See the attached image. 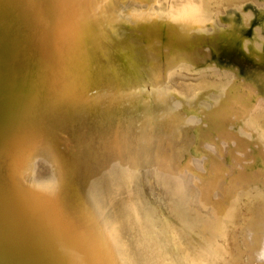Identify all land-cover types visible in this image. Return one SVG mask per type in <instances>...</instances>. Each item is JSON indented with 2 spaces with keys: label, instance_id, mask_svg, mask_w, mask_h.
<instances>
[{
  "label": "rangeland",
  "instance_id": "obj_1",
  "mask_svg": "<svg viewBox=\"0 0 264 264\" xmlns=\"http://www.w3.org/2000/svg\"><path fill=\"white\" fill-rule=\"evenodd\" d=\"M13 1L10 0V2ZM60 1H18V3L28 4V8L23 10V18L28 22L25 28L27 36L26 45L24 46L28 64L32 66L35 64V55L39 54L38 57L42 56L39 51L40 48L46 51L47 59L54 66L57 65L58 61L56 58H59V53H68L64 61H59L64 66L67 62H75L77 52H81L83 60L89 58L86 64L88 68L86 69L91 72L95 68L92 62V57L95 56L97 62L100 63V67L107 68H102L101 70L110 83L115 87L118 83H122L121 86L125 91L129 92L134 104L128 102L125 98L126 105H123V101L120 102V100H114L111 104L112 98L106 97L105 94L112 95L114 89L102 90L100 94L91 97L89 103H80V94L76 89L79 81L73 78V72L66 66L63 67L69 73V78L66 82H72L73 85L58 92L57 89L61 87L58 84L57 73L52 71V68H48L49 74H46L45 77L49 75L50 78H47L46 81L44 80L46 90H42L38 94V112L34 118L28 116L30 100L32 99L29 100V96L25 101L22 115L19 119L27 122L29 119L30 127L21 129L20 135L24 137L27 130L28 133L33 131V135L28 137L25 144H22L23 139H10V150L5 155L4 164L5 171L10 177L9 181L12 183L11 186L14 187L11 175L15 176L16 174V176L18 175V177H15L17 183L27 190L32 192L33 189L37 191H40L41 188L44 189L41 201H45L46 204L50 202L53 208L56 203H60L54 210L61 208L71 209L69 205L71 200L77 207L75 210L78 213L81 212L79 215L90 217L93 221V224L84 222L76 214L72 217L67 214L68 218H62L63 215L55 216L57 220L55 240L59 251L57 253L54 248H49L50 245L46 242L48 249L43 261L40 262L43 264H133L131 261L134 258L138 259L139 251L143 250L139 246L147 238L151 239V235L152 242L156 241L155 236L158 237L152 250L159 264L168 263L166 255L168 257L171 256L173 249H176L174 255L175 264H224V262L220 261L221 259L229 261L231 256L225 250L216 246V237L225 241L224 235H226L225 233L218 234L215 231V223L213 222H216L219 216L214 212L213 205L208 207L203 205L207 196L201 202L202 194L199 185H209L211 179L205 183L201 182L198 175H195L187 164L184 163L182 165L183 162L188 160L187 163L190 162L192 168L197 171L198 167L201 170L203 169V171L207 169L205 166L208 164L207 156H200L195 151L197 127L200 124L202 125V117L198 118L193 113L187 114L185 110L183 112V102L176 98L172 88H168L169 90L167 91V87L171 86L167 81L169 71L151 64L158 57L155 53L158 49L169 50V48L163 45L161 40L150 39V45H146L143 38L148 36L134 27L136 22L151 25L153 18L150 15V11H157L158 7L164 9L166 14H169L168 6L163 4L164 2L159 4L153 0H67L64 6L71 12V16H69L61 12ZM175 1L177 4L180 2V0ZM245 2L242 4V9L248 14L251 13L249 20L246 21L243 13L241 14V9L235 8V14L232 17L235 24V35L232 37L225 36L224 38V41L233 40V45L231 47L224 45L221 50L217 51L211 45L201 43L198 47L202 53L196 46L201 56L199 59L200 63L199 61L197 63L199 67L197 69L191 68V72L189 71L188 73L183 71L181 74L186 73L189 78L199 79L203 74H208L213 78L217 77V74L213 75L214 71H219L220 75H224L222 71L225 69H227L225 70L227 72L231 71V74L235 71V77L228 74L226 76L243 85L241 92L246 91L250 101L253 94L251 91L253 90L262 99L264 97V79H260L256 75L264 65L261 64L260 59H256V61L255 57L253 58L250 53L252 41L256 38V43H259L260 49H262L261 53L264 54V41L262 42L260 38H264V1L247 0ZM254 2L259 6L253 5ZM135 7L138 8L136 10L138 18L134 20L133 12L131 13L130 11ZM140 7L142 10H140ZM224 11L222 9L219 14L217 13V21L219 19L218 22L221 27L223 26L222 28L227 29L230 15ZM16 13L18 12L14 10L12 14ZM116 14L118 15L117 19H120L124 25L111 21ZM242 21L244 23L241 24ZM70 22L72 26L68 25ZM249 22L250 25L248 26ZM208 25L210 26L209 23L205 26L207 30L211 27ZM256 27H259L260 32L257 31ZM254 29L257 31L256 33ZM227 30L231 31V29ZM42 31L44 32L43 38L40 36ZM70 32L73 34L74 41L70 40ZM240 34L243 35L244 41L238 38ZM191 35L195 39L194 32ZM257 35L259 36L257 37ZM84 36H88L87 39ZM246 39L247 42L245 41ZM17 42V45L22 44L19 40ZM158 42L161 46L157 47ZM71 43L77 44L79 47H73L70 45ZM244 43L246 44L244 46L245 51L243 49ZM81 47L84 51H81ZM246 48H248V53ZM175 55L176 53H173L172 60H175ZM202 55L205 56V61ZM164 57L161 56L162 60L159 59V61L165 60ZM201 59L203 60L201 61ZM127 62L134 65V71L139 75V79L135 77L137 86L134 85L132 76L130 74L127 75L121 66L127 67ZM207 65L208 67H206ZM243 65H245L244 68ZM182 66L184 69L189 68L185 63H182ZM128 70L129 72L132 71L130 67H128ZM177 71L179 70L176 69L175 73L180 74ZM113 76H116L117 79L113 80ZM93 77L96 79L95 76ZM97 79L101 82H106L104 81L105 79H100V77H97ZM155 82L160 83L161 86H157ZM247 83L252 90H247ZM108 86L109 88L111 87L110 84ZM38 88L41 90L40 86ZM228 88V86H223L220 87L219 91H228ZM158 89L163 90L160 92ZM230 91L232 95L235 94L234 91ZM141 92L147 93L146 99L148 101L145 102L144 106H142L143 104L140 100L142 97ZM89 95L86 94L85 96L88 97ZM240 99L242 98L237 96V101ZM151 101L155 103L153 104L155 105L154 107ZM92 102L98 103L101 108L103 106L107 107L109 111L112 110V106L113 110L111 113L116 116L115 124L105 122L106 126L110 127V130L102 135L96 134V128L101 129L97 109H92V112H89ZM227 103L230 102L227 100ZM128 107L131 114H135V118L131 116L132 118L129 121L133 123L134 127L129 122L123 126L119 122V120L130 116L129 112L125 110ZM177 107L180 108L179 111L182 114L176 113L178 120L174 119V123L171 124L173 117H169L165 112L170 110L172 113ZM44 109L48 110V113L42 112ZM220 109L221 116L224 117L221 120V125L225 128L229 127L226 129L228 138H222L225 133L219 134L213 130L204 131L206 138L212 139L211 134L214 135L217 141L220 142V148L212 141L204 142V144L209 146L207 149L208 153L214 151L215 153L212 152V155L217 157V160L212 162L210 166L215 170L213 176H216L212 186L214 189L215 187L217 188L213 195L218 196L220 194L226 203H230V205L231 201H233L234 214L236 213L233 220L226 217L230 214V210L219 217V221L222 219L224 222L232 224V226L227 227L229 234L231 233L226 240L227 244L232 241H239L240 234L245 232L244 229L248 226V221L253 217L256 219L257 214L260 212L258 210L259 212L255 213L254 203L251 202L252 200H248L247 192L249 191L252 194L258 190V187L264 190V156L257 155L255 163L252 153L258 150L256 145H252L245 152L235 150L236 154L233 153L231 155L229 153L228 155L226 153L229 151L230 143L236 147L235 141H229V134L233 130L236 129V134L245 137L247 140L253 137L252 122L250 120L249 127L246 123L239 127L238 123L241 121L235 123L236 126L232 122L230 125L229 115L226 113L233 111V109H242L240 105H237L236 101H232L229 105L224 104ZM34 112L33 110L31 111L32 114ZM174 114L172 113L173 116ZM183 115L186 119L179 120V117H183ZM232 117V120L235 121L236 118ZM51 118L52 120L59 118L62 121L63 118L68 119L66 123L68 132L64 137L72 138L68 143L69 151H71L69 155L73 158H70L72 164H66V169H60L59 165L57 167L53 166V161L48 165L51 161L50 157L53 156H50V139L55 136V133L60 128V126H51L49 123ZM192 120H195L194 125H192L194 123H192ZM206 128H209L208 125ZM211 128L213 129L215 126L212 124ZM156 129L159 130L158 133H156ZM141 131L151 132L152 136L149 138V135H147V137L138 140L137 135ZM133 132H135L136 136ZM131 134L136 137V140L129 138ZM88 137L90 138L87 139ZM246 139L243 140L247 142ZM186 140L190 144L186 143ZM135 142L142 143L143 149L140 152L134 150L136 147ZM87 161L90 162L91 167H95V170L101 169L104 180L101 178L100 182V179L95 177L94 170H88L85 164ZM194 162L198 164V167L193 165ZM249 165H256L254 167L258 168L251 170V174L246 172L247 175L239 171ZM151 166L153 169H151ZM40 168H42V171H40ZM46 172L48 173L47 175H45ZM66 176L69 183L63 184V179ZM177 177L181 179V183L174 181ZM172 180L173 182H171ZM230 180L232 182H229ZM250 182L254 183V186L251 187ZM216 183L217 185H215ZM111 186L116 193L110 201L105 190L108 192L111 190ZM204 192L206 195L207 192ZM134 195L138 197V200L133 198ZM118 196H122L126 202H129L127 207L129 212L128 219L122 218L124 211L121 207L123 213L121 214L120 225L124 226L127 224L125 233L119 231L110 232L109 220L104 217V214L108 215L110 211L113 212L114 208H116L114 202ZM62 198L64 203H61ZM92 200L95 203H92ZM55 201L57 202L55 203ZM159 203L167 211L168 216L166 213H162L158 206ZM41 206L42 204L37 207L41 208ZM96 208H101V210L95 213L97 211ZM166 217H169V219L168 225L165 221V226H170L167 230L166 228L163 230L161 221L166 220ZM59 219L64 221L65 224L59 222ZM221 226L225 227L223 224ZM149 229L152 230L151 234ZM175 232L178 233V238ZM121 235L124 237L122 238ZM137 235L138 238L136 237ZM170 236H172V239ZM209 239H212L214 243ZM230 240L232 241L230 242ZM180 242L183 244L181 245ZM97 244L102 247L101 253L95 247ZM103 246H105L106 250L103 249ZM232 246L233 244H231V248ZM136 247H139L138 251H136ZM50 253L57 255L54 260L49 257ZM235 254L237 255V253ZM125 256H127L128 261L124 258ZM132 257L133 259H131ZM261 261L257 260L256 263L246 259L239 261V264H261ZM262 264H264V261H262Z\"/></svg>",
  "mask_w": 264,
  "mask_h": 264
},
{
  "label": "bare ground",
  "instance_id": "obj_2",
  "mask_svg": "<svg viewBox=\"0 0 264 264\" xmlns=\"http://www.w3.org/2000/svg\"><path fill=\"white\" fill-rule=\"evenodd\" d=\"M18 1L14 0L13 2H10V0H0V248L7 249L9 246H11V249L9 250L11 251L12 254V251L14 252L17 249V247H19V249L22 250L21 254L25 256L27 255L31 260V264H43L40 261H43V257L48 249L46 247V242L49 243L50 245L49 248H54L57 251V253L59 251L55 240V233L57 232V227H56L57 220L55 216L59 217L63 215L62 218H68L67 214H70L71 217L73 215L75 216L76 214L84 222H89V224H93V221L90 219V217L79 215L81 212L78 213V211L75 210L77 207H75V205L71 200L69 201V205L73 211L69 208H61L58 210H54L60 205V203H56L57 201H55L56 205L53 208L50 202L46 204L45 201H41L43 199L44 189L41 188L40 191L33 189L32 192L27 190L26 188L20 186L17 183L15 177H18V175L16 176V174L15 176L11 175L14 187L11 186L12 183L9 181L10 177H8V174L5 171V164H4L5 155L8 152V150H10L9 149V144L11 142L10 139L11 138H14L16 140L23 139L22 144H25L28 140V137L33 135V131H29L28 133V130L27 133L25 131L24 137L20 135L21 129L23 130L26 129V127H30L29 119L28 122L19 119V117L22 115L25 101L28 99L29 96H30L29 100L32 99L30 100V107L29 109L27 107V109H28V116L34 118L38 112V99H39L38 94L40 91L46 90L44 80L46 81L47 78L48 79L50 78L49 75L45 77L46 74H49L48 68H52V71L57 73L58 84L61 87L57 89L58 92L61 89H66L69 86L73 85L72 82H66V80L69 78L68 71L63 69V67L66 66L68 69H71V71L73 72L74 74L73 78L79 81V84L76 89L79 91L80 94V99H81L80 103H84V102L89 103L91 97L96 96L100 94L102 90L106 91L107 89L109 90L114 89L112 95H108L107 93L105 94L106 97L109 96V98H112L110 102L111 104L114 100L116 101L120 100V102L123 101V105H126V100H128V102H131L132 104L134 103L131 96L129 95V92L125 91V89L121 86L122 83H118L116 87L110 83L107 76L104 75L101 70L102 68L105 69L107 68L100 67V63L97 62L95 56L92 57V62L94 63L95 68H93L91 72H89L88 69H86L88 68L86 67V64L88 63L89 58L83 60V54H81V52H77L75 62L68 63L66 61L67 63L64 66L60 64L59 61L61 62L64 61V58L68 53L66 52L59 53L58 54L59 58L55 57L58 61L57 65L54 66L53 63L51 64L49 59H47L46 51L43 48H40L39 51L41 52L42 56L38 57L39 54L35 55V64L33 66L31 64H28L26 50L24 49V46L26 45L25 42L27 36L25 28L28 22L25 21V19L23 18V10L25 8H28V4L18 3ZM66 1L67 0L60 1V5L62 7L61 12L63 14H67L71 16V12L68 10L66 6H64L66 4ZM153 1L159 4H162L164 2L163 4L168 6L169 14H166L164 9L158 7L157 11H150V15L153 18V20L151 21V25H147L146 23L136 22L134 27H136L137 29L142 31V33L148 36L143 38L146 45L148 46L150 45V39L159 40V41L161 40L163 45L169 48V50L158 49V51L155 52L158 57L151 64L152 66L159 67L160 69L163 68L164 70L169 71L167 81L170 83L171 86L167 87V91L169 90L168 88H172L176 98L183 102V106H184V109L182 108L183 112L185 110L187 114L193 113L194 115L198 116V118L202 117L203 120L202 125L200 124L197 127V132H196L197 142L195 146V151L200 156L201 155L207 156L208 164L206 163L207 165H205L207 169H205V171H203V169L201 170V168L198 167V164L194 162L193 165L195 167H198V171H197L196 169L192 168L190 162L187 163L188 160L186 162H183L182 165H184V163L187 164L189 168H191L190 170L195 175H198L201 182L205 183L207 180L211 179L209 185L206 186L205 184L203 186L199 185L202 194L201 202L205 199V196H207L205 203L202 204L205 207L213 205L212 208L219 217L225 215L227 211L230 210V214H228L226 217L233 220L236 214V213L234 214L235 209L233 208V201H231V205H230V203H226V201L221 197L220 194H218V196L213 195V192L217 188L215 187L214 189V187L212 186L213 182L216 180V176H213V172L215 170L213 167L210 166L212 162H215L217 160V157L215 155H212V152L214 151L208 153L209 151H207V149L209 146L204 144V142L212 141L217 145V147L220 148V142L217 141V139L214 137L213 134H211V136L213 137L212 139L208 137L206 138V134L204 133V131L213 130L219 134L225 133V136L222 138L227 139L228 135L226 133L227 132L226 129H228L229 127L225 128L223 125H221L222 123L221 120L224 117L221 116V109L219 110V108L224 104L229 105L232 101H236L237 105H240L242 109L241 110L233 109V111L226 113L229 115L228 118L230 120V125L232 122V124L236 126L235 123L241 121L238 123L239 127L242 126V124L244 123H246L247 126L249 127L251 120L252 122L251 129H252L253 137L248 138L247 140L243 136H238L235 132L236 129L233 130V132L229 134V138H230L229 141L230 142L235 141L236 147L230 143L229 145L230 148L228 149L229 151L227 150L228 152L226 153H228V155L229 153L231 155L233 153L236 154L235 150H238L240 152H245L247 149L252 147V145H256L258 150L255 149L256 151H253L252 153V156L254 157V161L256 163L257 155H260L261 157L264 156V97L262 99L261 96L255 94V91L253 90L251 91L253 93L252 98L249 101V98L247 97L248 93L246 91L241 92L242 91L241 88L243 87V85L238 84L237 81H234L229 77L230 75L235 77L236 76L235 71L233 75L231 74V71L227 72L225 71L227 69L225 70L222 69L224 75H220L219 71L215 72L213 70L215 72V73L213 72V75L217 74V77L213 78L208 74H203L200 78L198 77L199 79H193L191 77L189 78L186 76L187 75L186 73L181 74V72L183 73V71H187L188 73L190 70H192L191 68L197 69L199 67L197 63L201 58V56L199 55L201 49L198 47V45H200L201 43L211 45L217 51L221 50L224 45L226 47H231L233 45L234 42L233 40L224 41V38L225 36L232 37L235 35L234 34L235 24L234 21L232 20V17L235 14V8L241 9V14L243 13L244 17L246 18V21L249 20L251 13L248 14L246 11H243L242 9V4L247 0H180L179 4H177L175 0H153ZM255 3L256 2H254L253 5L259 6L258 4ZM137 9L138 8L135 7L133 8V10L130 11L131 13L133 12L132 14L134 20L138 18L136 11ZM222 9L223 11L225 10L224 11L225 13L227 12V14L230 15L227 29L229 30L231 29V31L222 28L223 26L221 27L220 23L218 22L219 19L217 21V15L221 12ZM14 10H16V12L18 13L12 14ZM140 10H142L141 7ZM117 17L118 15L116 14L111 21L118 22L121 25L122 24L124 25V23L120 21V19L118 20ZM244 17H243V21L245 22ZM121 19L125 21L123 17H121ZM243 21L241 22V24L244 23ZM208 23L210 24L211 27L208 25L210 28H208L207 30L205 29L207 28L205 26ZM68 25H71V22ZM249 25L250 22L248 23V26ZM258 28L256 27V29ZM257 31L260 32V29H258ZM257 31L255 30L254 32L256 33ZM193 32L195 34L194 35L195 39L191 37L192 36L191 34ZM43 33H44L43 31L40 33L41 38L44 37ZM69 35H70V40L72 39L74 41L73 34L70 32ZM258 36L259 35H257V37ZM87 37L88 36H84L85 39H87ZM84 38L83 40H85ZM238 38H240L241 41L242 40L244 41L242 34H240ZM260 38L262 39L263 42L264 38L262 37ZM18 40L21 41L22 43L21 45H17ZM256 40L257 39L255 38L252 41V49L250 50V53L251 55H253V58L255 57V60L260 59L261 64L264 65V54L261 53L262 49H260V45L259 43L258 44L256 43ZM245 41L247 42V39ZM70 45L73 47H79V45L77 44L71 43ZM158 46H161L159 42L157 43V47ZM196 46L198 50H200V52L196 49ZM244 46H246L245 43L243 44V49ZM246 49L248 53V48ZM81 51H84L82 47H81ZM173 53H176L174 58L175 60H172ZM160 55L165 56L164 57L165 60L159 61V59L162 60L160 58L161 57ZM203 57L205 61L206 58L205 56ZM202 60L203 59H201V61ZM182 63H185L189 68L184 69ZM126 64H128L126 65L127 67H125L124 65L121 66L122 68H124V72L127 73V75L130 74L132 76V79L134 80V85L137 86L135 82L137 80L136 78L139 79V75L134 71V65L132 63L127 62ZM208 65L206 67H208ZM245 65H243V68ZM128 67L132 69L131 72H129ZM176 69L179 70L177 72H180V74L175 73ZM227 74L229 75L228 77L226 76ZM256 75L260 79H264V66L259 69ZM93 76H95L96 79ZM97 77H100V79H105L104 81L106 82L99 81ZM116 79L117 77L113 76V80ZM108 84H110L111 86L110 88ZM155 84L157 86H161V84L158 82H155ZM38 86L41 87V90H39ZM223 86H228L229 87L228 91H223V92L219 91L220 87ZM261 87L263 88V86ZM246 88L247 90H252V88H250V85L248 83ZM162 90L163 89H158V91L160 92ZM230 90L234 91L235 94L232 95ZM86 94H90L89 95L90 98L89 96L86 97L85 96ZM116 95L118 96L116 97ZM141 96L142 97L140 100L143 104L142 106H144L146 104L145 102L148 101L146 99L147 93L141 92ZM237 96H240L242 99L237 101ZM227 100L230 103H227ZM97 102L100 103L99 100H97ZM98 103L92 102L89 112H92V109H97V112L99 113L98 120L101 122V126H100L101 129L96 128V134L102 135L104 132H108L110 130V127H107L105 122H111L112 124H115L116 116L111 113L113 110L112 106H111L112 110L109 111L105 106H103L102 108L99 107ZM151 104L153 105L155 103L151 101ZM154 106L155 105H153V107ZM32 110L35 111L33 114L31 113ZM125 110L129 112L130 116L121 120L118 119L121 126L128 123L131 120L130 118L132 117L135 118V114L134 113L131 114L129 107L126 108ZM179 110H180L179 107L173 110L172 113H175L174 116L172 115L170 110H167L165 112V114H168L169 117H173L171 124L174 123L175 120H178L176 113L182 114ZM42 112L48 113V110L44 109L42 110ZM230 114H232V116L236 118L235 121L232 120L233 117L230 116ZM182 119H186V117L184 115L183 117H179V120ZM194 121L195 120H192V123ZM67 122L68 119L66 118H63V121L60 120L59 118H54L53 120L51 118L49 122L51 126L53 127L60 126V128L55 133V136L52 139H50V143H51L50 156L52 155L53 156L52 157L49 156L51 161L48 165H50L51 162L53 161V166L57 167V165H59L60 169L61 168L66 169V164L69 163L72 164L70 158H73L69 155L71 151H69V143H68L70 140H72V138L64 137L68 132L66 128ZM223 122L225 121L223 120ZM129 124H131L134 127L133 123L129 122ZM194 124L195 122L192 125ZM212 124L215 126V128L213 129L211 128ZM207 125L209 128H206ZM158 132L159 130L156 129V133ZM133 134L135 135V132H133ZM147 135H149L150 138L152 136V133L141 131L140 133H138L137 139L140 140V138L147 137ZM135 136H132L131 134L129 138H132V140H134L136 138ZM89 138L90 137H88L87 139ZM243 139H246L247 142H245ZM187 142L188 144H190L189 141L186 140V143ZM135 143H136V147L134 148V150L140 152L143 149L142 143L140 142L139 143L135 142ZM232 145L234 146V148ZM211 149L213 148L211 147ZM192 152L194 153V151ZM54 155H56V157H54ZM89 163L90 162L88 161L87 163H85L88 167V170L91 171L94 170L95 177L99 178L100 182H101V178L104 180V176L101 174L102 173L101 169L98 168L95 170L94 169L95 167L94 166L91 167ZM254 166L249 165L247 168H244L239 171L243 172L244 174H246V172L247 174H251V170H253L254 168H258ZM151 169H153L152 166ZM40 171H42V168H40ZM64 171L63 173H65ZM47 174L48 173L46 172L45 175ZM174 181L177 183H181V179L179 177L175 178ZM196 181L200 182L199 180ZM171 182H173V180ZM229 182H232V180H230ZM64 183H69L67 176L66 178L63 179V184ZM250 184L251 187L254 186V183L250 182ZM215 185H217V183ZM230 187L232 188L231 184ZM204 191L207 192L206 195ZM105 192L110 201L111 199H113V196L116 193V191L112 188V186H111V190H109L108 192L107 190H105ZM247 193H248L247 194L248 200H252L251 202L254 203L255 213H258L259 212L258 210H260V212L257 214L256 219H254L253 217L248 221V226L246 229H244L245 232L240 234V239H238L239 241L230 240V242L231 241L232 242L226 244V240L229 238V235L231 234V233L229 234L227 227L232 226V224L226 223L222 219H220L219 221V217L216 220V222L212 221L213 223H215L214 228L216 233L226 234L224 235L225 241L218 239L216 237L217 245L215 244L217 247H219V249L225 250L228 253V255L231 256L229 261H224L222 259L220 260L224 262V264L226 263L239 264V261L246 259H249L250 262L251 261L256 262L257 260L264 261V190H261L258 187V190L255 191L254 193L250 194L249 191ZM133 198L138 200V197L135 195ZM61 203H64L63 198L61 200ZM92 203H95L94 200H92ZM40 204H42L41 208L37 207ZM114 204L116 208H114L113 212L110 211V214L108 215L104 214V217L107 218L106 220H109V231L112 233L118 231L125 233L127 224L124 226L120 225L121 214L124 211V214H122V218L123 217L124 219L129 218V212L127 208L129 202H126L122 196H118ZM158 206L162 211V213L163 214L166 213L167 215V211L163 209L160 203ZM169 206L171 207V205ZM121 207L123 208V211L121 210ZM96 210L97 211H95V213H98L101 210V208H96ZM165 219L166 220L161 221V225L164 228L163 230H165V228L167 230L168 227L170 226V225L165 226L166 223L168 225L169 217H166ZM59 222L65 224V222L62 221L61 219H59ZM221 224H223L225 227L223 228ZM149 231L151 234L152 230L149 229ZM175 235L177 238L179 237L177 232H175ZM121 237L123 238L124 236L121 235ZM136 237L138 238V235ZM170 237L172 239V236ZM157 239L158 237L155 236L156 241ZM151 240H152V235H151V239L147 238L146 241L139 246L143 250L139 251L138 259L136 258L133 259V257L131 258L133 259V261H131L133 262V264H159V262H157L158 259L156 258L152 250L156 241L152 242ZM203 240L205 241L204 238ZM209 240L213 242L212 239ZM148 244L151 246H145ZM180 244L182 245L183 243L180 242ZM231 244H233L232 248H231ZM95 247L97 251L101 253L102 247L98 244ZM139 247H136V251H138ZM103 249L106 250L105 246H103ZM175 250L176 249H173L171 251L173 252L171 256L168 257V255H166V259L168 258L167 264H175V260H174V255L176 253ZM0 253H3L1 249H0ZM235 253H237V255ZM56 256H57L56 254L50 253L49 257L54 260ZM124 258H126V261H128L127 256H125ZM232 261L233 263H231ZM0 264H8V263L0 261ZM13 264H18V263L14 262ZM125 264H129V263H125Z\"/></svg>",
  "mask_w": 264,
  "mask_h": 264
},
{
  "label": "water",
  "instance_id": "obj_3",
  "mask_svg": "<svg viewBox=\"0 0 264 264\" xmlns=\"http://www.w3.org/2000/svg\"><path fill=\"white\" fill-rule=\"evenodd\" d=\"M3 253H0V261L7 262L8 264L18 263V264H31V260L26 255L21 254V249L17 247V249L11 254V246H9L7 249L0 248ZM12 257V258H11ZM30 260V261H29ZM13 262V263H12Z\"/></svg>",
  "mask_w": 264,
  "mask_h": 264
}]
</instances>
